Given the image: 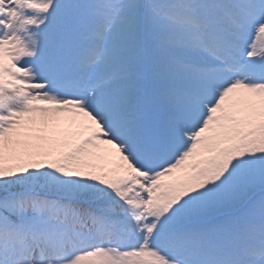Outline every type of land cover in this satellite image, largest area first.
I'll return each instance as SVG.
<instances>
[{
    "label": "snow or ice",
    "instance_id": "obj_1",
    "mask_svg": "<svg viewBox=\"0 0 264 264\" xmlns=\"http://www.w3.org/2000/svg\"><path fill=\"white\" fill-rule=\"evenodd\" d=\"M0 264H264V0H0Z\"/></svg>",
    "mask_w": 264,
    "mask_h": 264
}]
</instances>
